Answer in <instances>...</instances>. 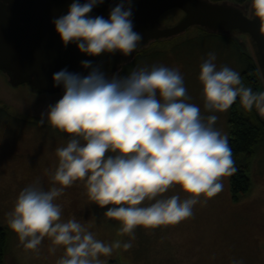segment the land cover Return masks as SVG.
Wrapping results in <instances>:
<instances>
[{
    "label": "clouds",
    "instance_id": "9594fccd",
    "mask_svg": "<svg viewBox=\"0 0 264 264\" xmlns=\"http://www.w3.org/2000/svg\"><path fill=\"white\" fill-rule=\"evenodd\" d=\"M103 0H73L67 14L53 21L63 45L75 44L88 56L132 54L142 40L134 31L130 0H120L108 17L90 15ZM252 17L264 27V0H251ZM209 52L198 79L203 112L190 103L178 68L139 67L130 74L106 75L91 60L81 62L86 75L61 69L53 74L63 95L41 114L39 124L67 135L56 149L58 164L49 173L51 187L37 180L18 194L8 226L26 250L37 251L45 238L64 250L57 264H106L114 248H132L137 228L155 229L193 216L194 206L223 189L222 178L236 168L228 136L216 127L217 113H227L239 99L245 114L264 116V91L245 86L238 71L217 67ZM88 199L118 221L130 239L106 244L75 217L63 219L57 199L76 182ZM178 187L186 195L165 196ZM232 264H243L233 260Z\"/></svg>",
    "mask_w": 264,
    "mask_h": 264
},
{
    "label": "rangeland",
    "instance_id": "374dc122",
    "mask_svg": "<svg viewBox=\"0 0 264 264\" xmlns=\"http://www.w3.org/2000/svg\"><path fill=\"white\" fill-rule=\"evenodd\" d=\"M229 1L241 3L243 0ZM183 15L181 9L174 7L162 13L159 22L171 26ZM146 49L147 57L131 69L147 67L151 70L160 65L178 68L191 98L189 102L199 105L204 115L209 113L203 112L204 99L198 76L208 53L216 54L218 68L228 66L240 74L247 66V56L252 53L246 36L213 33L198 26H190L170 38L153 40ZM62 95L63 92L36 94L26 84L14 86L0 71V226H7L9 232L5 264H57L64 254L61 247H57L55 253L50 252L53 245L49 238L44 239L37 251L26 250L8 226V213L25 186L39 180L46 189L51 187L49 173L54 172L58 164L56 149L66 144L67 135L38 122L41 114ZM229 111L217 113L216 122V127L227 136ZM10 147L20 148L27 157L23 160L6 157L2 152L9 151ZM248 174L251 189L238 201L230 195V176L223 177V189L206 202L202 198L194 206L192 217L175 225L137 228L132 248H114L110 257L101 259L106 264H232L233 260L264 264L263 144L257 147ZM175 194L181 199L187 195L178 187L164 195ZM57 203L62 205L63 219L75 217L106 244L117 240L123 244L130 239L120 233L118 221L104 215L110 206L100 208L88 199L82 181L66 188Z\"/></svg>",
    "mask_w": 264,
    "mask_h": 264
},
{
    "label": "water",
    "instance_id": "95a60500",
    "mask_svg": "<svg viewBox=\"0 0 264 264\" xmlns=\"http://www.w3.org/2000/svg\"><path fill=\"white\" fill-rule=\"evenodd\" d=\"M73 0H0V71L16 86L26 83L32 92H63L54 86L53 74L61 69L87 74L81 62L91 60L111 76L133 58L135 52L153 40L170 38L190 26L206 31L234 33L248 38L264 87V27L252 17L251 0L243 3L229 0H130L134 31L142 36L138 48L129 56L119 52L88 56L75 44L63 45L53 21L65 14ZM81 3L84 0H80ZM120 0H103L94 7L92 16L108 17ZM177 7L184 12L174 25L164 26L159 17Z\"/></svg>",
    "mask_w": 264,
    "mask_h": 264
},
{
    "label": "trees",
    "instance_id": "16d2710c",
    "mask_svg": "<svg viewBox=\"0 0 264 264\" xmlns=\"http://www.w3.org/2000/svg\"><path fill=\"white\" fill-rule=\"evenodd\" d=\"M245 1L248 0H243L241 3ZM233 42L235 43V41ZM132 65H124L119 75L130 74ZM240 75L245 86L251 87L253 91L263 90V82L252 54L247 56V66ZM228 143L236 168V171L229 177V191L231 198L238 201L251 189V180L248 174L250 162L257 147L260 144L264 145V117L255 110L245 114L238 98L229 111ZM8 249V227L0 226V264H5Z\"/></svg>",
    "mask_w": 264,
    "mask_h": 264
},
{
    "label": "flooded vegetation",
    "instance_id": "af4514ba",
    "mask_svg": "<svg viewBox=\"0 0 264 264\" xmlns=\"http://www.w3.org/2000/svg\"><path fill=\"white\" fill-rule=\"evenodd\" d=\"M148 45L149 44H147V45H145V46H143V47H141V48H139L136 52H135V54H134V56H133V58L132 59H130L128 62H126L125 64H123L122 66H121V68L116 72V74H118L119 75V73H120V71L122 70V68L124 67V65H129V64H133V65H136L138 62H141L144 58H146L147 57V54H146V48L148 47ZM132 65V66H133ZM131 66V67H132ZM134 67V66H133ZM133 70V68L132 69H130V73H131V71ZM2 72V71H1ZM4 73V72H3ZM5 74V73H4ZM6 75V74H5ZM7 76V75H6ZM22 84H26V83H22ZM27 85V84H26ZM34 93H36V92H34ZM36 94H44V93H36ZM45 94H48V93H45ZM49 95H51V94H49ZM4 151H6V150H3V152L2 153H6V157H9L10 159H14V160H23V159H25L26 157H27V155L25 154V152H23V151H21L20 150V148H18V147H10V149H9V151H6V152H4Z\"/></svg>",
    "mask_w": 264,
    "mask_h": 264
}]
</instances>
